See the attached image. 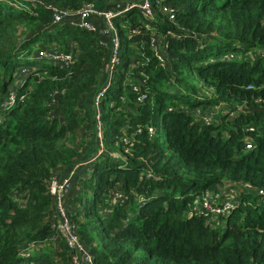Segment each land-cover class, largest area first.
<instances>
[{"label":"trees","instance_id":"trees-1","mask_svg":"<svg viewBox=\"0 0 264 264\" xmlns=\"http://www.w3.org/2000/svg\"><path fill=\"white\" fill-rule=\"evenodd\" d=\"M117 1L0 0V264H72L49 183L73 168L65 211L94 264H264V0H150L154 20L115 17L105 88L110 38L47 6ZM100 92L99 137L84 104ZM207 191L235 208L196 211Z\"/></svg>","mask_w":264,"mask_h":264},{"label":"built area","instance_id":"built-area-1","mask_svg":"<svg viewBox=\"0 0 264 264\" xmlns=\"http://www.w3.org/2000/svg\"><path fill=\"white\" fill-rule=\"evenodd\" d=\"M47 7L51 8L53 12L54 22H65L74 27L91 30L97 33V35L101 39V42H103L107 37L110 38L111 50L105 65V73L108 76L105 88L109 86L113 76V71L120 61L119 36L117 30L114 28L113 19L125 14L127 11L133 8L138 9L145 19H155V12L150 0H118L116 3H114L113 8L103 10H97L92 3H87L83 7L73 12L63 11L54 6ZM162 11L167 13L169 19L174 18L173 9L164 6L162 8ZM146 28H148V26H146ZM151 46L153 47L155 54L160 57L161 46L160 43L157 42V38L155 36L151 37ZM38 56L52 60L63 67L69 66L72 61L69 54L60 53L51 49H41L40 51H38ZM134 89L137 90L136 85L134 86ZM101 94L102 92L94 97V105L96 108L94 120L96 122V129L98 130L97 135L99 137L101 132L98 102L100 96H102ZM16 97V94L10 93L7 97V101L4 103V106H11L15 102ZM144 97L145 96L142 95V99ZM202 117L205 122L209 120L208 115H202ZM249 130L252 131L253 129L250 128ZM246 148H252L251 141H247ZM100 151L101 149L99 150V152ZM73 174L74 168L63 176L55 175L50 179L49 191L55 199L57 209V234L54 238H62L66 242L68 248L71 249V251L73 252L72 264H94L91 256L89 255V253L85 249L84 244L79 238L77 229L74 225L71 224L65 211L63 199L67 194L68 189L70 188ZM235 203L236 201L223 200L218 202V205L212 207L209 202L204 201L199 211L204 209L208 213H213V216H216L217 214H229L235 208Z\"/></svg>","mask_w":264,"mask_h":264},{"label":"rangeland","instance_id":"rangeland-1","mask_svg":"<svg viewBox=\"0 0 264 264\" xmlns=\"http://www.w3.org/2000/svg\"><path fill=\"white\" fill-rule=\"evenodd\" d=\"M25 73H26V69L25 68H23V69L22 68H18V79L19 78L22 79L24 77V74ZM14 87H16V85ZM84 107H85L87 113L89 114V116H91V118H94L95 117V114H96L95 113L96 112V108H95V105L92 103V101L88 100L87 102H85ZM218 112L219 111L214 110L210 114H213L215 116V115L218 114ZM113 153H116L117 156H120L121 155V153L118 152V151H114ZM228 189L231 191V188H228ZM225 192L227 193V190ZM204 193L205 194L201 198L198 197L200 199L197 201L196 206H195V210H197V211H199V209H200V207H201V205H202V203L204 201L209 202L212 207L218 205V202L219 201L213 195V193L211 191H207V192H204ZM63 200H64V204H65V196H64V199Z\"/></svg>","mask_w":264,"mask_h":264}]
</instances>
